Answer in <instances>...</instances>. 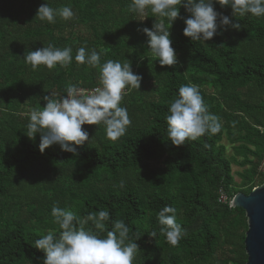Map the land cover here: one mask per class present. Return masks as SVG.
<instances>
[{"label": "trees", "instance_id": "16d2710c", "mask_svg": "<svg viewBox=\"0 0 264 264\" xmlns=\"http://www.w3.org/2000/svg\"><path fill=\"white\" fill-rule=\"evenodd\" d=\"M44 2L0 0V264H42L45 253L34 241L49 229L59 234L55 204L81 219L108 210L106 230L120 219L131 238L139 232L133 264H248V217L230 202L264 185V17H234L230 6L216 3L215 10L241 29H218L212 40L193 42L183 34L190 13L181 7L168 25L177 64L161 67L142 31L156 18L132 13L131 0H48L76 13L55 23L36 19ZM48 43L71 47L72 63L33 70L24 62L27 50ZM81 46L101 53V64L129 61L142 77L140 89L121 101L132 123L115 141L102 124L84 125L90 141L76 146L78 155L59 145L41 153L40 135L28 138L29 118L19 114L43 107L52 91L65 94L70 83L98 86L99 68L75 61ZM189 82L199 86L222 130L177 147L168 140L165 118L179 87ZM234 165L243 170L240 183ZM164 205L177 209L176 222L186 232L176 246L159 234L157 213Z\"/></svg>", "mask_w": 264, "mask_h": 264}, {"label": "clouds", "instance_id": "9594fccd", "mask_svg": "<svg viewBox=\"0 0 264 264\" xmlns=\"http://www.w3.org/2000/svg\"><path fill=\"white\" fill-rule=\"evenodd\" d=\"M216 3L230 6L234 17L249 14L264 17V0H131L129 10L141 17L150 12L156 18L152 28L144 27L142 31L148 38V52L164 67L177 64L168 25L172 27L180 17L181 7L190 13L184 19L183 34L193 42L212 40L218 29H241L240 23H234L229 16L215 10ZM75 15L70 5L53 8L45 0L38 8L36 19L55 23L57 17L71 20ZM72 51L71 47L58 48L48 43L35 51L27 50L23 60L33 70L41 65L48 69L57 65L66 67L72 63ZM75 61L89 68H99L98 86L86 89L79 86V82L70 83L64 89L65 94L52 91L43 97V107L40 105L19 114L29 118L27 137L34 140L37 134L40 135L41 153L59 145L62 151L78 155L76 146L90 141L84 125L102 124L106 137L115 141L126 134L132 123L128 109L121 106V101L132 89H140L142 77L133 72L131 63L108 59L101 64V53L84 46L76 50ZM165 119L168 140L177 147L188 140L196 141L222 130L220 117L209 111L199 86L191 82L179 87ZM51 214L52 222L60 229L59 234L49 229L47 234L34 241V247L45 253L42 264H133L140 250L137 241L142 235L136 232L134 239L131 238L129 226L120 219L112 221L111 230H106V222L110 220L108 210L93 211L81 219L70 208L55 204ZM176 214L177 209L171 205L162 206L157 213L159 234L172 246L186 234L176 222ZM89 222L93 227H86ZM149 235L155 238L157 232Z\"/></svg>", "mask_w": 264, "mask_h": 264}, {"label": "water", "instance_id": "95a60500", "mask_svg": "<svg viewBox=\"0 0 264 264\" xmlns=\"http://www.w3.org/2000/svg\"><path fill=\"white\" fill-rule=\"evenodd\" d=\"M230 205L243 209L248 217L249 229L245 241L248 264H264V185L249 195L238 193Z\"/></svg>", "mask_w": 264, "mask_h": 264}, {"label": "rangeland", "instance_id": "374dc122", "mask_svg": "<svg viewBox=\"0 0 264 264\" xmlns=\"http://www.w3.org/2000/svg\"><path fill=\"white\" fill-rule=\"evenodd\" d=\"M224 144L228 145V141L225 140V141H224ZM228 151H229V154H230V155L233 154V151L231 150V146H228ZM233 171H234V173H235L236 181H237L238 183H240V182H241V179H240V177L238 176L237 173H238V172H242V171H243L242 168H240V167L234 165V166H233Z\"/></svg>", "mask_w": 264, "mask_h": 264}, {"label": "built area", "instance_id": "2783aa9c", "mask_svg": "<svg viewBox=\"0 0 264 264\" xmlns=\"http://www.w3.org/2000/svg\"><path fill=\"white\" fill-rule=\"evenodd\" d=\"M224 198V200H226V197H223Z\"/></svg>", "mask_w": 264, "mask_h": 264}]
</instances>
